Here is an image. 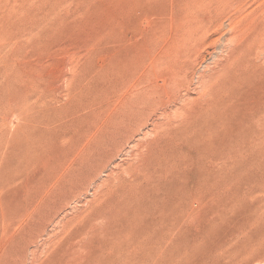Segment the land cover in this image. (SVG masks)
I'll use <instances>...</instances> for the list:
<instances>
[{"label": "rangeland", "instance_id": "obj_1", "mask_svg": "<svg viewBox=\"0 0 264 264\" xmlns=\"http://www.w3.org/2000/svg\"><path fill=\"white\" fill-rule=\"evenodd\" d=\"M263 141L264 0H0V264H264Z\"/></svg>", "mask_w": 264, "mask_h": 264}, {"label": "bare ground", "instance_id": "obj_2", "mask_svg": "<svg viewBox=\"0 0 264 264\" xmlns=\"http://www.w3.org/2000/svg\"><path fill=\"white\" fill-rule=\"evenodd\" d=\"M209 1V0H208ZM237 2V1H236ZM243 3V2H242ZM222 5V4H221ZM231 5V4H230ZM230 7V6H229ZM238 7V6H237ZM222 8V7H221ZM231 8H232V6H231ZM234 8V7H233ZM219 10V9H218ZM217 10V11H218ZM230 10V9H229ZM235 10V9H234ZM214 13V12H213ZM220 13V12H219ZM219 13L217 14V15H219ZM212 17V16H211ZM213 19V18H212ZM226 19V18H225ZM210 21V20H209ZM214 21V20H213ZM214 23V22H213ZM208 24V23H207ZM208 26V25H207ZM214 26V25H213ZM221 26V25H220ZM218 27V26H217ZM209 29V28H208ZM258 29V28H257ZM255 30V29H254ZM260 30V29H259ZM258 30V31H259ZM207 36V35H206ZM254 36V35H253ZM254 39V38H253ZM257 40H258V38H257ZM261 40V39H260ZM255 41H256V39H255ZM262 42V41H261ZM231 57H233V56H231ZM250 60V59H249ZM251 63V62H250ZM253 63V62H252ZM118 64V63H117ZM249 64V63H248ZM239 65V64H238ZM113 67V66H112ZM239 67V66H238ZM244 67H246V66H244ZM247 67H249V65L247 66ZM114 68V67H113ZM241 68V67H240ZM224 69V68H223ZM113 71H115V70H113ZM232 71V70H231ZM249 71H251V70H249ZM220 72V71H219ZM222 72V71H221ZM226 72V71H225ZM242 72V71H241ZM110 73V72H109ZM117 73V72H116ZM238 73V72H237ZM240 73V72H239ZM235 74V73H234ZM243 74V73H242ZM258 74V73H257ZM105 76H106V74H105ZM233 76V75H232ZM263 76V75H262ZM107 77V76H106ZM215 79H217L216 77H215ZM233 79H234V77H233ZM249 79V78H248ZM251 79V78H250ZM118 80V79H117ZM107 81V80H106ZM216 81V80H215ZM234 81V80H233ZM244 81V80H243ZM241 83V82H240ZM215 84V83H214ZM219 84V83H218ZM226 84H227V82H226ZM233 84V83H232ZM216 85V84H215ZM227 85H229V84H227ZM237 85V84H236ZM241 85V84H240ZM231 86V85H230ZM104 87V86H103ZM216 87V86H215ZM218 88V87H217ZM214 89V88H213ZM101 90V89H100ZM211 90V89H210ZM219 90H221V87L219 88ZM227 90V89H226ZM78 91V90H77ZM93 91V90H92ZM217 92V91H216ZM223 92H224V90H223ZM261 92V91H260ZM92 96V95H91ZM210 99V98H209ZM83 101V100H82ZM94 101V100H93ZM100 101V100H99ZM213 102V101H212ZM98 103V102H97ZM102 103V102H101ZM255 103H257V102H255ZM208 104V103H207ZM228 105V104H227ZM260 105V104H259ZM99 106V105H98ZM207 106V105H206ZM94 108V107H93ZM100 108V107H99ZM200 108H202V107H200ZM258 108V107H257ZM164 109V108H163ZM199 109V108H198ZM72 110V109H71ZM81 110V109H80ZM82 111V110H81ZM193 111V110H192ZM223 111V110H222ZM89 112H91V111H89ZM96 112V111H95ZM80 113V112H79ZM120 113V112H119ZM190 113V112H189ZM81 114V113H80ZM82 114H83V112H82ZM86 114V113H85ZM89 114V113H88ZM93 114V113H92ZM188 114V113H187ZM196 115V114H195ZM198 115V114H197ZM208 115V114H207ZM259 115V114H258ZM80 116V115H79ZM85 116V115H84ZM91 115H89V117H90ZM93 116V115H92ZM182 116V115H181ZM186 116V115H185ZM190 116V115H189ZM250 116V115H249ZM75 117V116H74ZM81 117H82V115H81ZM183 117V116H182ZM188 117V116H187ZM246 117V116H245ZM262 117V116H261ZM169 118V117H168ZM167 118V119H168ZM190 118H191V116H190ZM256 118V117H255ZM86 119V118H85ZM89 119V118H88ZM208 119V118H207ZM211 119V118H210ZM252 119V118H251ZM91 120V119H90ZM193 120V119H192ZM200 120V119H199ZM202 120H204V119H202ZM212 120V119H211ZM248 120V119H247ZM253 120V119H252ZM87 121V120H86ZM166 121V120H165ZM236 121V120H235ZM91 122V121H90ZM93 122V121H92ZM91 122V123H92ZM108 122V121H107ZM169 122V121H168ZM179 122V121H178ZM185 122V121H184ZM198 122V121H197ZM253 122V121H252ZM68 123V122H67ZM75 123V122H74ZM95 123V122H94ZM156 123V122H155ZM165 123V122H164ZM163 123V124H164ZM172 123V122H171ZM189 123V122H188ZM235 123V122H234ZM255 123V122H254ZM263 123V122H262ZM76 124V123H75ZM87 124V123H86ZM154 124V123H153ZM161 124V123H160ZM162 124V125H163ZM173 124V123H172ZM172 124H170V125H172ZM179 123H177V125H178ZM80 125V124H79ZM184 125V124H183ZM74 126V125H73ZM93 126H94V124H93ZM153 126H155V125H153ZM179 126V125H178ZM238 126V125H237ZM256 126V125H255ZM163 127V126H162ZM169 127V126H168ZM171 127V126H170ZM208 127H209V125H208ZM251 127V126H250ZM261 127V126H260ZM79 128V127H78ZM153 128H155V127H153ZM161 128V127H160ZM164 128V127H163ZM173 128H175V125L173 126ZM177 128V127H176ZM213 128V127H212ZM238 128V127H237ZM253 128V127H252ZM166 129V128H165ZM205 129V128H204ZM162 130V129H161ZM236 130V129H235ZM83 132V131H82ZM164 132H166V131H164ZM173 132V131H172ZM200 132V131H199ZM184 133V132H183ZM201 134V133H200ZM237 134V133H236ZM256 134V133H255ZM254 134V135H255ZM259 134V133H258ZM257 134V135H258ZM253 135V134H252ZM251 135V136H252ZM245 136V135H244ZM256 136V135H255ZM161 137H162V135H161ZM160 137V138H161ZM210 138V137H209ZM209 138H207V139H209ZM236 138V137H235ZM248 138V137H247ZM97 139V138H96ZM237 139V138H236ZM90 140V139H89ZM176 140V139H175ZM187 140V139H186ZM224 140V139H223ZM88 141V140H87ZM201 141V140H200ZM205 141H206V139H205ZM250 141H251V139H250ZM257 141V140H256ZM232 142V141H231ZM264 142V141H263ZM172 143H174V142H172ZM240 143V142H239ZM168 144V143H167ZM188 145V144H187ZM207 145V144H206ZM216 145V144H215ZM236 145V144H235ZM240 146H242V145H240ZM88 147V146H87ZM200 147V146H199ZM45 148V147H44ZM92 148V147H91ZM175 148V147H174ZM207 148V147H206ZM210 148V147H209ZM208 148V149H209ZM67 149V148H66ZM139 149V148H138ZM239 149V148H238ZM71 150H72V148H71ZM116 150V149H115ZM169 150V149H168ZM203 150V149H202ZM261 150V149H260ZM44 151V150H43ZM101 151V150H100ZM117 151H118V149H117ZM138 151V150H137ZM141 151V150H140ZM143 151V150H142ZM199 151H201V150H199ZM229 151H230V149H229ZM228 151V152H229ZM233 151V150H232ZM237 151V150H236ZM247 151V150H246ZM42 152V151H41ZM45 152V151H44ZM166 152V151H165ZM217 152V151H216ZM222 152V151H221ZM243 152V151H242ZM46 153V152H45ZM63 153V152H62ZM73 153V152H72ZM144 153V152H143ZM185 153V152H184ZM197 154V153H196ZM195 154V155H196ZM63 155V154H62ZM96 155V154H95ZM140 155V154H139ZM235 155V154H234ZM227 156V155H226ZM237 156H238V154H237ZM162 157V156H161ZM212 157V156H211ZM239 157V156H238ZM215 158V157H214ZM231 159H232V157H230ZM240 158V157H239ZM242 158V157H241ZM253 158V157H252ZM87 159V158H86ZM151 159V158H150ZM234 159V158H233ZM259 159V158H258ZM264 159V158H263ZM53 160V159H52ZM172 160V159H171ZM215 160V159H214ZM218 160V159H217ZM224 160V159H223ZM243 160V159H242ZM75 161V160H74ZM247 161V160H246ZM219 162V161H218ZM253 162V161H252ZM96 163H97V161H96ZM141 163V162H140ZM249 163H251V162H249ZM260 163H261V161H260ZM210 164V163H209ZM56 165V164H55ZM82 165V164H81ZM90 165H92V164H90ZM136 165H137V163H136ZM202 165V164H201ZM66 166V165H65ZM88 166V165H87ZM54 167V166H53ZM69 167V166H68ZM67 167V168H68ZM85 167V166H84ZM217 167V166H216ZM50 168H52V167H50ZM57 168V167H56ZM64 168V167H63ZM90 168V167H89ZM133 168V167H132ZM197 168H199V167H197ZM130 169V168H129ZM136 169V168H135ZM207 169V168H206ZM210 169V168H209ZM215 169V168H214ZM123 170V169H122ZM128 170V169H127ZM218 170V169H217ZM222 170V169H221ZM50 171V170H49ZM79 171H80V169H79ZM203 171V170H202ZM65 172V171H64ZM67 172V171H66ZM66 172H65V174H66ZM69 172V171H68ZM222 172V171H221ZM226 172V171H225ZM166 173V172H165ZM227 173V172H226ZM101 174V173H100ZM125 174V173H124ZM179 174V173H178ZM70 175V174H69ZM166 175V174H165ZM207 175V174H206ZM205 175V176H206ZM218 175V174H217ZM100 176V175H99ZM210 176V175H209ZM70 177V176H69ZM131 177V176H130ZM147 177V176H146ZM152 177H153V175H152ZM180 177V176H179ZM211 177V176H210ZM217 177V176H216ZM220 177H222V176H220ZM227 177V176H226ZM66 178V177H65ZM72 178V177H71ZM149 178V177H148ZM156 178V177H155ZM177 178V177H176ZM158 179V178H157ZM210 179V178H209ZM99 180V179H98ZM208 180V179H207ZM212 180V179H211ZM211 180L209 181V182H211ZM61 181V180H60ZM203 181V180H202ZM220 181V180H219ZM27 182V181H26ZM68 182V181H67ZM136 183V182H135ZM213 183H214V181H213ZM139 184V183H138ZM227 184V183H226ZM167 185V184H166ZM93 186V185H92ZM177 186V185H176ZM213 186V185H212ZM37 187V186H36ZM66 187V186H65ZM128 187V186H127ZM209 187V186H208ZM211 187V186H210ZM38 188V187H37ZM95 188H96V186H95ZM103 188V187H102ZM138 188V187H137ZM131 189V188H130ZM140 189H141V187H140ZM205 189V188H204ZM31 190V189H30ZM38 190V189H37ZM208 190H209V188H208ZM24 191V190H23ZM97 191V190H96ZM21 193V192H20ZM23 193V192H22ZM52 193V192H51ZM85 194V193H84ZM196 194V193H195ZM83 195V194H82ZM127 195V194H126ZM142 195V194H141ZM47 198V197H46ZM45 198V199H46ZM79 198V197H78ZM195 198V197H194ZM54 199V198H53ZM77 199V198H76ZM188 199V198H187ZM28 200V199H27ZM31 200V199H30ZM177 200H178V197H177ZM42 201V200H41ZM72 201V200H71ZM184 201V200H183ZM191 201V200H190ZM43 204V203H42ZM183 204V203H182ZM111 205V204H110ZM182 206V205H181ZM143 208V207H142ZM141 209V208H140ZM123 210V209H122ZM130 210V209H129ZM191 210H193V209H191ZM82 211V210H81ZM80 211V212H81ZM88 211V210H87ZM190 211V210H189ZM176 212V211H175ZM182 212V211H181ZM32 213V212H31ZM79 213V212H78ZM184 213V212H183ZM186 213V212H185ZM195 213V212H194ZM33 214H35V213H33ZM193 214V213H192ZM111 215V214H110ZM140 217V216H139ZM92 218V217H91ZM129 219H131V218H129ZM163 219V218H162ZM161 219V220H162ZM129 221V220H128ZM131 221V220H130ZM135 221H137V220H135ZM99 222V221H98ZM89 223V222H88ZM134 223V222H133ZM113 224V223H112ZM140 224V223H139ZM148 224H150V223H148ZM163 224V223H162ZM97 226H99L98 224H97ZM155 226V225H154ZM120 227V226H119ZM139 227V226H138ZM116 228V227H115ZM132 228V227H131ZM149 228V227H148ZM151 228V227H150ZM157 228V227H156ZM36 229V228H35ZM29 230V229H28ZM32 230V229H31ZM100 230V229H99ZM131 230V229H130ZM144 230V229H143ZM156 230V229H155ZM154 230V231H155ZM169 230V229H168ZM92 231H94V230H92ZM97 231V230H96ZM152 231V230H151ZM99 232V231H98ZM117 232V231H116ZM175 232V231H174ZM33 233V232H32ZM91 233V232H90ZM134 233V232H133ZM159 233V232H158ZM168 233V232H167ZM35 234V233H34ZM139 234V233H138ZM156 234V233H155ZM154 235V234H153ZM163 235V234H162ZM173 235V234H172ZM172 235H170V236H172ZM82 236V235H81ZM157 236V235H156ZM162 238V237H161ZM119 239V238H118ZM142 240V239H141ZM27 241V240H26ZM166 241V240H165ZM168 241V240H167ZM100 242V241H99ZM98 242V243H99ZM133 242H134V240H133ZM97 243V244H98ZM126 244V243H125ZM177 244V243H176ZM175 244V245H176ZM96 245V244H95ZM131 245V244H130ZM143 245V244H142ZM164 245V244H163ZM167 245V244H166ZM119 246V245H118ZM125 246V245H124ZM147 246V245H146ZM24 247V246H23ZM98 247V246H97ZM100 248V247H99ZM103 248V247H102ZM123 248V247H122ZM138 250V249H137ZM155 250V249H154ZM127 251V250H126ZM171 253V252H170ZM132 254V253H131ZM127 255V254H126ZM79 257V256H78ZM118 257V256H117ZM129 257V256H128ZM156 257V256H155ZM109 258V257H108ZM153 259V258H152ZM161 259H163V258H161ZM82 261V260H81ZM68 263V262H67ZM139 263V262H138ZM155 263V262H154ZM152 264V263H151Z\"/></svg>", "mask_w": 264, "mask_h": 264}]
</instances>
